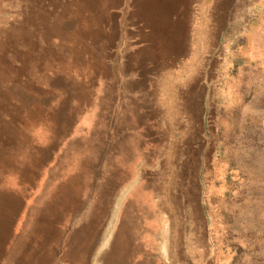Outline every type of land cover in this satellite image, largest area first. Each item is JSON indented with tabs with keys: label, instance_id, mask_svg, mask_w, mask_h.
<instances>
[{
	"label": "rangeland",
	"instance_id": "374dc122",
	"mask_svg": "<svg viewBox=\"0 0 264 264\" xmlns=\"http://www.w3.org/2000/svg\"><path fill=\"white\" fill-rule=\"evenodd\" d=\"M99 218L86 264H264V0H0V264Z\"/></svg>",
	"mask_w": 264,
	"mask_h": 264
},
{
	"label": "bare ground",
	"instance_id": "6f19581e",
	"mask_svg": "<svg viewBox=\"0 0 264 264\" xmlns=\"http://www.w3.org/2000/svg\"><path fill=\"white\" fill-rule=\"evenodd\" d=\"M98 223H100V218L97 219V221H95V224L88 229V232H87L88 238L85 240V242H86V245H85L86 249L85 250L86 251H84L85 253H83V255L80 259L81 262L85 261V263L80 262L81 264H86V255L89 252V250L91 249V247L93 246L94 241L96 240V236H97V232H98V226H99ZM61 227L63 228V226L60 225L59 228H61ZM64 231H65V229H64ZM121 232H122L121 237H117L116 235L118 232H116L114 237L111 238L110 242H108L107 246L100 252L99 257H98L99 258L98 264H129L128 261H130V260H128V258L131 255V250L134 248L135 239H134V236L131 234V226H126L123 230L120 231V233ZM55 233L56 232H52L50 234L52 237L48 239L47 243H50V241L52 239L54 240V234ZM81 241H83V240L79 238L78 243H76L78 245V247L84 246L81 243ZM37 249L40 250L37 247L36 250H34V251L36 252ZM165 249H166V247H165ZM42 264H46V263H44V261H43ZM47 264H49V263H47Z\"/></svg>",
	"mask_w": 264,
	"mask_h": 264
}]
</instances>
